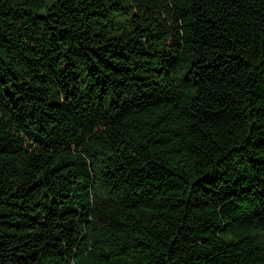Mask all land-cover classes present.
Masks as SVG:
<instances>
[{
  "label": "trees",
  "instance_id": "trees-1",
  "mask_svg": "<svg viewBox=\"0 0 264 264\" xmlns=\"http://www.w3.org/2000/svg\"><path fill=\"white\" fill-rule=\"evenodd\" d=\"M0 264H264V0H0Z\"/></svg>",
  "mask_w": 264,
  "mask_h": 264
}]
</instances>
